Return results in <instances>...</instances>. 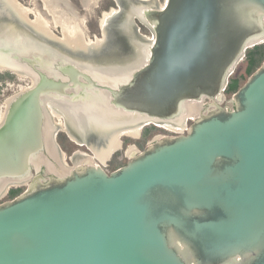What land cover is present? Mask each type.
I'll return each mask as SVG.
<instances>
[{"label": "water", "instance_id": "obj_1", "mask_svg": "<svg viewBox=\"0 0 264 264\" xmlns=\"http://www.w3.org/2000/svg\"><path fill=\"white\" fill-rule=\"evenodd\" d=\"M142 15L154 31L149 59L117 85L52 47L74 52L61 34L34 40L35 51L0 19V57L38 75L0 124V187L29 177L0 202V264H264V59L230 106L220 100L246 50L264 43V0H166ZM45 97L69 109L96 102L92 110L114 121H170L186 102H209L184 132L112 171L82 163L59 175L33 165L45 150Z\"/></svg>", "mask_w": 264, "mask_h": 264}, {"label": "rangeland", "instance_id": "obj_2", "mask_svg": "<svg viewBox=\"0 0 264 264\" xmlns=\"http://www.w3.org/2000/svg\"><path fill=\"white\" fill-rule=\"evenodd\" d=\"M15 1L20 5V7L22 6L21 8H26L31 11V12H27L26 14L25 19L27 20L28 23H34L35 19L37 18V15L38 17L41 16L42 18L41 17L40 18L44 22L48 21L49 24L48 23L47 24L49 25L51 34L54 35L55 33L56 37L57 35L59 36L61 33L63 34V29L61 28L60 25L55 27L50 24L49 21L52 20L51 18L53 16L51 17V15H53L54 12H56L54 15L58 16V18L59 16L65 17L66 13L69 16L72 13L76 16L78 15L77 17L79 18H83L85 31H87L86 36L88 37V39L86 38L84 40H87V41L90 40L89 41L90 43H88L89 46L94 45L97 42V39L102 38V41L105 40L103 36L104 34L102 35L103 31L99 29L98 19L99 17H101V13H103L104 11H109L111 7H114L115 9L119 10V13L115 14L111 19L108 20V22H106V28H105L106 35L109 38L107 42H109L111 45L108 46L109 48L104 50L102 54L95 55V56L93 55L90 56L89 54L88 57H86L82 53H75V54L74 52L68 53L64 49L62 50V48H60L56 44H52L53 45L52 47L58 49L59 51H62L63 53H66L72 56L75 59L87 60L88 58L93 63L94 62L100 63V60H104V59L123 62L127 58H130L133 56L135 57L138 52L139 54L138 59L136 60V62L132 63V65H116L111 68H107V67L105 68V71H116V72L121 71V72H126V74H127V71L131 67L137 68L138 66H141L147 59L148 48L151 44L150 39H153V36H154L153 28L151 27L150 24L144 21L142 16L141 17H142L143 23L140 20V17L135 18L136 16L134 15L132 11L130 10L127 11L126 9L127 7L124 6L125 4L124 1L122 2L121 0H114V1L100 0L97 7H94L95 2L92 1V3H89L86 9L85 6L82 5L81 0H48L50 1L49 3H51V6L54 8V11L52 13L46 9L43 0H18V1L15 0ZM140 1L141 0H132V2L136 4H139V3L141 4ZM164 1L165 0H150L148 1V3L150 2L149 4L152 5L153 8L154 7L157 8V7H160V5L164 4ZM120 2L123 5L121 8L118 5ZM141 5L144 9L147 8L146 7L147 5H145V3ZM59 12L60 13L62 12L61 15ZM123 13L125 14L124 16H122ZM7 15L8 13H6V9L4 5L0 2V19L5 21V19L7 18L6 17ZM122 17H124L125 19L124 18L122 19ZM123 20L126 21V24L128 23L126 26L127 30L123 26L121 27L119 25V22H123ZM63 36L64 35H62V38H64ZM89 56L91 58H89ZM119 66H122V67H119ZM244 72H245V61L243 58L236 65L233 73L231 74V76H235L239 78V86H241L249 76V75H246L245 77H243V75L245 74ZM131 73L132 72H130V74ZM0 74H9L13 76V79L0 80V119H1V117L4 115V112L6 111L5 104H4L6 99L16 96L19 92L28 88L32 84V78H30L27 75H18L17 72L8 70L6 68H1ZM233 93L234 92L228 93L224 91V97L222 98L221 104L230 106L231 105L230 100H231ZM207 102H209V99L206 98L200 103L202 105H205ZM96 111H97V108H96ZM83 116L84 114L81 115L82 120H84ZM53 121H54V118H53ZM191 121H192L191 118H187L185 120V128L182 130V132H184L187 129L186 127H188ZM65 123L68 126H70L69 121L66 120ZM172 134L173 132L165 129L161 125H157L155 124V122H149L142 126L138 137L121 135L122 137V139L120 137L121 146L118 149V151L116 150L115 153H113L103 164L101 162L100 163L97 162V163L100 164L106 171L108 172L112 171L120 167L121 165L125 164V162L130 156L140 152L146 145L155 142L159 137H162L165 135H172ZM54 139L57 141V143L59 144L62 150L61 153H63V161L65 164L59 163L58 161V163L56 164L57 167H54V169L50 168L51 171L58 172V169L67 170L69 167H72L75 163H79L78 161L82 160V157L80 156L79 152L85 153L87 155L88 154L94 155L93 150L88 148L86 143L76 142L72 140L70 137H68V134L60 127H57V130H55ZM46 157L47 159L44 156H42L41 160L43 159V161H47V164L50 165V163L48 162L49 157L47 155ZM34 171L35 170H32V173H34ZM11 189H18V193H20L26 189V184H21L18 186H11L9 190L7 189L8 191L6 190L5 192H0V202L13 198L9 192Z\"/></svg>", "mask_w": 264, "mask_h": 264}, {"label": "bare ground", "instance_id": "obj_3", "mask_svg": "<svg viewBox=\"0 0 264 264\" xmlns=\"http://www.w3.org/2000/svg\"><path fill=\"white\" fill-rule=\"evenodd\" d=\"M2 1L5 4H7L6 5V11L8 12V15L6 16L7 18L5 17L6 18L5 22L9 23L10 25H17L16 26L17 27L16 30L21 34L19 39H21V41L24 44H26L27 46H31V47L35 48L36 49L35 51H40V48L36 47L35 43H33L34 40L38 41V40L43 39V40H45L47 42H49L50 40L47 37H44V36L40 35L36 31L37 28L36 29L34 28V25L36 24L35 25L36 27L39 26L42 29L44 24H47L48 21L44 22L41 19L42 17L41 16L38 17V15H37V18L34 21L35 24L34 23H32V24L28 23L25 18H26L27 12H31L29 9L21 8L22 6L20 7V5L15 0H2ZM92 1L95 2L94 7H97L98 3L100 2V0H85L86 7L89 5V3H92ZM143 1L145 2V5H147L146 6L147 8H145V9L143 8L144 10L152 9L151 8L152 5L149 4L150 2L148 3V1H150V0H143ZM165 1H164V4H165ZM43 2L45 4L46 9L52 13L54 11V8L51 6V3H49L50 1L43 0ZM164 4L160 5V7H157V8L158 9L163 8ZM53 6H54V4H53ZM4 7H5V5H4ZM154 8H156V7H154ZM144 10L141 12V16L143 17L144 21L146 23H148L145 20L144 16L142 15ZM58 11H60V10H58ZM10 12L13 13V15H15V17H17V19H19L22 23H24V25H29V27L33 28L35 33L40 38L35 36V35H34L35 37H32L33 35H32L31 32H30V34L32 36L28 35V33H29L28 31L21 29L22 26L16 24L15 21H13L12 19L8 18V17H10L9 16ZM55 13L56 12H54V14ZM61 13H60V15H61ZM54 14L51 15V17L52 16L53 17L51 18L52 20L49 21L50 24L55 26V27L58 26V25L61 26V28L63 29V34L62 33L61 34L64 35L63 37H64L65 41L68 44H70L71 46L73 45V47H79V45L81 46V44L78 43L79 42V37H80V36L78 37V33H80L81 37L83 36L82 33L86 34V31L84 30V26H83L84 19L83 18H79V17H77L78 15L76 16V15H74L72 13H71L70 16L66 13V15H68V16H66L64 14L65 17L64 16H62V17L59 16V18H58V16H55ZM114 14H115V10L113 8H111V12L104 11L103 14L101 15L100 22L102 23V26H103V33H105V35H103L105 40L108 38L107 35H106V32H105L106 31L105 30V28H106L105 23L108 22V20L111 19L114 16ZM116 14H117V11H116ZM45 26L43 28H45ZM48 30H50V29H48ZM46 31L44 32V34H46L48 32V31L47 32ZM50 34H51V32H50ZM46 35H48V34H46ZM50 36L53 37L54 35L51 34ZM153 40H154V38L150 39V43H151L150 46L152 45ZM260 40H264V38L262 37V39H260ZM84 41H83V43H85ZM150 46L148 48L147 59L145 60V62L141 66H138L137 68H135L134 71H136L138 68H141L142 66H144L147 63V61L149 59V56H150ZM23 49H26V48H23ZM74 52H75V50H74ZM57 54H61V53L58 52ZM138 55L139 54L137 52L135 57L137 58ZM66 58H69V57H66ZM6 60L7 59H4V58L0 57V65H2V67L0 66V69L1 68H6L8 70L17 72L18 75H27V76H29L30 78H32V84L31 85H33L38 80V75H37L36 71H34V69H32L30 66H28L26 64H22L18 60H14L11 57H10V60H8L10 63L8 61H6ZM79 60L80 59H78V61ZM79 63H82L84 65L91 64V63L83 62L82 60L79 61ZM125 63H126V61L123 62V63H118V64L116 63V64L117 65H119V64L123 65ZM100 64H96L94 62V64L93 65L91 64V65L92 66H96V67L100 66L99 69L101 70L103 68L104 71H105L106 67L107 68H111V67L116 66V64H112V63H109L107 66H106V64L105 65H100ZM50 69H53V70L51 72H48V73H50L51 75H53V74L57 75V72L55 71L54 68H50ZM88 69H91V67L88 66ZM108 72L109 71H105L104 72V74H107L108 76L103 78V80H105L106 82H109L112 85L125 83L129 79V78H123L121 80L123 82H121V83H119L117 80H116V83H111L109 80H111L112 78L108 79L111 76V75L109 76V74H111V73L108 74ZM133 72L129 75V77L133 74ZM16 96H13V97H10V98L6 99V101L4 103L6 111L4 112V115L0 119V124L4 120L5 114H6L7 110H8V108H9L10 103L12 102V100ZM52 100L53 99H51L50 97H45L43 99V105H46L48 102L50 104L53 103V102L54 103L55 102H59V103L56 104L58 106V108H56L54 106L46 105V110L44 109V111H45V119H44V124H43V128H44V130H43L44 133L43 134H44L45 150H44L43 154L40 153L37 157H35L33 159V165L35 166L36 170H39V168L43 167V168H45L46 173H55V174L63 175L65 173H67L70 170V168H72V167H69L67 170L58 169V172H54V171H51V169L52 168L54 169V167H57V165L55 166V165H53L51 163H50V165H48L47 161H43V159L41 160L42 156H44L47 159V157H46V155H47L49 157L48 161L52 162L51 159H50L51 156L49 155L50 152H48V147H47V145L50 144L49 140L51 139L50 135H51V130H52L51 127H50L49 121L52 124L56 125L53 128V130H52L53 135L55 134V130H57V127H60L61 129H63L68 134V137H70L72 140H74L76 142L86 143L88 148L93 150V154L94 155H89V154L87 155L85 153H80L79 152L80 156L82 157V160L78 161L79 163H75L74 165L82 164V163L98 164L97 162H99V163L101 162L103 164L113 153H115L116 150L118 151V149L120 148L121 139H122L121 135H126V136L128 135V136H132V137H138V135L140 133V129L146 123L155 122V124L161 125L165 129H167V130H169V131H171L173 133H176V134L177 133H182V130L185 128V120L187 118H191L193 120L194 118L197 117V115L199 114V112L202 110V107H203V105L200 102L203 101L204 99L201 100V101L186 102V106H185V109L183 110L182 114L179 117H177L176 119L170 120V121L169 120L157 119V118H143V119H138V120H133V121H115L116 122V130L113 131L112 133L108 134V135H105L103 132H101V131H104L103 127L101 126V124H102L101 120H99V124L98 123L96 124L97 127L94 126L95 124L90 120V122L87 123L88 127L85 126V128H82V129L79 128V122H81V119H82L81 115L86 114L87 111H91L92 112L93 110H92L91 106H93V103H96V102L91 103V102L88 101L87 103H80V102H77L75 104L72 103V104H70L71 108L69 109V108H65L63 106L65 103L67 104V102H69V101H66V99H54L53 101ZM220 100H222V98H220ZM61 104H62V106H61ZM89 104H91V105H89ZM46 111H47V114H46ZM93 112L92 113L94 114V116H98V118L102 117V114L98 113V111L95 110ZM53 116H57V117L59 116L58 118L60 120L57 119V121L59 120L58 123H55L52 120ZM66 120L69 121L70 126H68L65 123ZM76 124H77V127H76ZM88 128L92 129V131L94 133L93 136L88 135L89 134V130H87ZM81 132H83V133H81ZM96 133H100V135L98 136V134H96ZM95 134L97 136H94ZM120 137H121V139H120ZM51 143H52V146L54 147V150H53V147L50 145L49 146V151H51V150L54 151L53 155L55 156L56 162L58 163V161H59V163L65 164L64 161H63V153H61V150H59L57 148V144L55 143V139H54V142H53V138H52V142ZM96 143L97 144L99 143V144L97 145ZM28 181H29V177H26V178H24L22 180L21 179L20 180L19 179H5V180H3L2 185L0 187L1 188L0 192H5L11 186H18V185H21V184H27Z\"/></svg>", "mask_w": 264, "mask_h": 264}, {"label": "flooded vegetation", "instance_id": "obj_4", "mask_svg": "<svg viewBox=\"0 0 264 264\" xmlns=\"http://www.w3.org/2000/svg\"><path fill=\"white\" fill-rule=\"evenodd\" d=\"M112 1H114V0H112ZM122 2L124 1V6H126L127 8V11H132L133 13H134V15L136 16L135 18H139L140 17V20L142 21V17H141V12L144 10L143 9V7H142V5L141 4H144L145 2L143 1V0H141V4L139 3V4H136V3H134V2H132V0H121ZM81 2H82V5L83 6H85V8H87L86 7V5H85V0H81ZM121 3V2H120ZM120 3L118 4L119 5V7L121 8L123 5H122V3H121V5H120ZM111 8H113L114 10H115V14H116V11H117V13H119V10L118 9H115L114 7H111ZM111 8H110V10L108 11V12H111ZM151 8H153V6H151ZM103 12V11H102ZM103 13H101V15H102ZM114 14V15H115ZM125 14L123 13V15L122 16H124ZM127 15H128V13H127ZM126 15V16H127ZM124 17H122V19H123ZM127 18V17H126ZM125 19V18H124ZM100 20H101V17H99V19H98V26H99V29H102V31H103V26H102V23L100 22ZM142 23H143V21H142ZM32 24V23H31ZM35 24V23H34ZM128 24V23H127ZM127 24H126V21L125 20H123V22H119V25L122 27H124L125 29H126V26H127ZM36 25V24H35ZM34 25V28L36 29V31L40 34V35H42V36H44V37H47L50 41H53L54 39V36L52 37V36H50L51 34H50V32H51V30H48V29H50L49 28V26H48V24H44V26H45V28H43L42 27V29H41V27H36ZM43 25V24H42ZM105 25H106V23H105ZM83 26H84V23H83ZM40 29V30H39ZM43 30V31H42ZM49 32H47V31ZM84 30H85V26H84ZM127 30V29H126ZM47 32L46 34H48V35H46V34H44V32ZM89 33V32H88ZM104 35H105V33H103ZM82 37H81V35H80V33H78V37H79V42L78 43H80L81 44V46L79 45V47H73V45L71 46L70 44H68L66 41H65V39L64 38H62L61 39V44L62 45H66V46H68L69 48L71 47V49L72 50H75V51H82V52H85V53H87V55H85L86 57H88V55L90 54V56L91 55H93V56H95V53H97L100 49H101V47H103V46H105L106 44H107V41H108V38L106 39V40H104V41H102V39H97V43L96 44H94V45H92V46H89V44L88 43H90L89 41H87V40H85L84 41V39H86V38H88L86 35H87V31H86V34H83L82 33ZM86 37H85V36ZM83 38V39H82ZM85 42V43H83V41ZM87 42V43H86ZM71 43V42H70ZM109 45H110V43H109ZM84 56V57H85ZM89 56V58H91ZM131 58V59H130ZM130 58H127L126 60H124V61H126V63L125 64H123V65H132V63H134V62H136V60L138 59V57L136 58V57H134L133 56V58L132 57H130ZM89 59L87 58V60H82L83 62H86V63H91L92 65L94 64L91 60H89ZM112 61H114V62H116L115 60H100V65H105L106 64V66L110 63V62H112ZM113 64V63H112ZM114 64H116V63H114ZM135 70V68H133V67H131L128 71H127V74H126V72H121V71H119V72H116V71H114V73L113 74H109V78L108 79H111V80H109L111 83H116V80L119 82V83H121V82H123V81H121L123 78H129V74H130V72H133ZM46 105H50V106H54L53 104H50L49 102L46 104ZM46 105H44V107H45V110H46ZM57 108V107H56ZM59 110V109H58ZM97 111H98V108H97ZM60 112V111H59ZM98 113H100L99 111H98ZM46 114H47V111H46ZM101 114V113H100ZM59 117V116H58ZM57 116H53V118H54V122L55 123H58L59 122V118H58ZM53 118H52V120H53ZM83 118H84V120H82L81 119V122H79V128L80 129H82V128H85V126H88L87 125V123H89L90 122V120L95 124L94 126H96L97 127V123L99 124V120H101L102 122V124H101V126L103 127V129H104V131H101V132H103L105 135H108V134H110V133H112L113 131H115L116 130V122L114 121V120H110V119H108V118H106V117H104L103 115H102V117L100 118H98V116H94V114H92L90 111H87L86 112V114H84V116H83ZM57 119H59L58 121H57ZM49 124H50V127H51V129L53 130V128L55 127V125L54 124H52L50 121H49ZM147 124V123H146ZM76 127H77V124H76ZM93 128V127H92ZM77 129V128H76ZM52 130H51V135H50V144L49 145H47V147H48V152H50L49 153V155L51 156V159H52V163H53V165L55 164H57V162H56V159H55V156L53 155V153H54V151H49V146L51 145L52 146V138H53V142H54V135H53V132H52ZM88 130H89V134L88 135H90V136H93V131H92V129L91 128H88ZM84 132V131H83ZM83 132H81V133H83ZM96 134H98V136L100 135V133H96ZM94 135V136H97V135ZM99 138V137H98ZM53 147V146H52ZM53 150H54V147H53ZM49 163H51L50 161H48ZM51 163V164H52Z\"/></svg>", "mask_w": 264, "mask_h": 264}, {"label": "trees", "instance_id": "obj_5", "mask_svg": "<svg viewBox=\"0 0 264 264\" xmlns=\"http://www.w3.org/2000/svg\"><path fill=\"white\" fill-rule=\"evenodd\" d=\"M263 59L264 43L255 45L252 48L247 49L244 57L245 74L243 75V77H245L246 75H250L257 67H259ZM4 79H13V76L9 74H0V80ZM239 87V78L230 76L225 91L228 93L235 92ZM9 192L10 195L14 197L16 194H18V189H11Z\"/></svg>", "mask_w": 264, "mask_h": 264}]
</instances>
